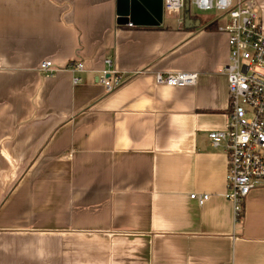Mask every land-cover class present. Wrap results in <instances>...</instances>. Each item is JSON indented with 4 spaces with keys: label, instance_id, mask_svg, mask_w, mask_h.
Listing matches in <instances>:
<instances>
[{
    "label": "crops",
    "instance_id": "0c3cea01",
    "mask_svg": "<svg viewBox=\"0 0 264 264\" xmlns=\"http://www.w3.org/2000/svg\"><path fill=\"white\" fill-rule=\"evenodd\" d=\"M137 4L127 25L120 0H0V264H264V189L236 221L209 136L230 107L220 15ZM179 72L196 85H158Z\"/></svg>",
    "mask_w": 264,
    "mask_h": 264
},
{
    "label": "built area",
    "instance_id": "2783aa9c",
    "mask_svg": "<svg viewBox=\"0 0 264 264\" xmlns=\"http://www.w3.org/2000/svg\"><path fill=\"white\" fill-rule=\"evenodd\" d=\"M200 13H219L218 31L228 36L229 63L224 69L228 78L230 107L225 129L210 133L214 147H222L227 155L226 198L234 206L236 221L242 219L244 203L252 191L264 189V30L254 0H164V8L170 14L187 10ZM194 8V9H193ZM111 67V61L107 60ZM72 73H83V63L68 66ZM40 71L52 77L58 69L51 61L42 63ZM112 71L101 72L98 81L107 92L114 91L123 81ZM198 73H158V85L191 87L198 80ZM83 80L75 77L74 83ZM203 204L209 195L192 194Z\"/></svg>",
    "mask_w": 264,
    "mask_h": 264
},
{
    "label": "water",
    "instance_id": "95a60500",
    "mask_svg": "<svg viewBox=\"0 0 264 264\" xmlns=\"http://www.w3.org/2000/svg\"><path fill=\"white\" fill-rule=\"evenodd\" d=\"M134 2L133 5V15L131 17V14L128 13V9H127V0H120V3L124 5L120 8L119 11V23L121 24H130L131 20H136L137 15H139V11H138V4L137 2L143 3L144 5H148V6H153V12L154 15L156 17L157 20H161V16H162V12H163V0H132ZM158 1V2H157ZM157 2V3H156ZM154 3V5H153ZM190 8L187 7V11H189Z\"/></svg>",
    "mask_w": 264,
    "mask_h": 264
},
{
    "label": "trees",
    "instance_id": "16d2710c",
    "mask_svg": "<svg viewBox=\"0 0 264 264\" xmlns=\"http://www.w3.org/2000/svg\"><path fill=\"white\" fill-rule=\"evenodd\" d=\"M186 11H187V10H186ZM185 14H186V17H187V18H190V17H191V16H190V15H191V14H190V10L187 11Z\"/></svg>",
    "mask_w": 264,
    "mask_h": 264
},
{
    "label": "rangeland",
    "instance_id": "374dc122",
    "mask_svg": "<svg viewBox=\"0 0 264 264\" xmlns=\"http://www.w3.org/2000/svg\"><path fill=\"white\" fill-rule=\"evenodd\" d=\"M194 9V8H193ZM193 12H195V9L193 10ZM197 13H199V12H197ZM199 14H201V13H199Z\"/></svg>",
    "mask_w": 264,
    "mask_h": 264
}]
</instances>
